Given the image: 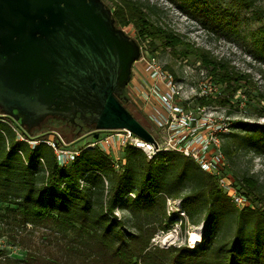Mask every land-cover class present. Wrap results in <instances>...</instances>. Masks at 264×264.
<instances>
[{
    "label": "trees",
    "instance_id": "trees-1",
    "mask_svg": "<svg viewBox=\"0 0 264 264\" xmlns=\"http://www.w3.org/2000/svg\"><path fill=\"white\" fill-rule=\"evenodd\" d=\"M153 9L141 0H113L112 13L117 27L133 26L139 38L151 39V45L161 40L175 56L188 58L192 46L155 23L147 13ZM178 47L185 48L177 52ZM197 57L208 76L224 86L223 97L201 100V105L232 106L248 75L236 72L209 51L198 49ZM120 100L149 127L135 112L127 90ZM15 125L30 140L57 130L72 141L92 130L77 117L74 122L49 119L40 130L28 133L14 120L0 116V203L9 206L1 220L8 227H41L62 236L49 234L52 249L44 254L27 252L24 260L5 256L4 264H264V207H256L264 199V185L258 178L235 179L252 202V207L238 208L215 176L179 153L163 152L149 160L142 150L129 146L124 150L126 162L117 170L107 155L92 150L61 166L48 144L32 148L27 141H19ZM261 130L251 126L244 136L230 132L223 144L225 155L231 158L249 146L264 156ZM55 144L64 146L58 138ZM168 199H181L186 214L179 216L182 230L187 224L203 227L199 245H154L158 232L168 231L178 217L168 215ZM117 209L130 213L133 231L117 217Z\"/></svg>",
    "mask_w": 264,
    "mask_h": 264
},
{
    "label": "water",
    "instance_id": "water-1",
    "mask_svg": "<svg viewBox=\"0 0 264 264\" xmlns=\"http://www.w3.org/2000/svg\"><path fill=\"white\" fill-rule=\"evenodd\" d=\"M140 56L103 0H0V114L28 133L79 117L157 146L120 100Z\"/></svg>",
    "mask_w": 264,
    "mask_h": 264
},
{
    "label": "rangeland",
    "instance_id": "rangeland-1",
    "mask_svg": "<svg viewBox=\"0 0 264 264\" xmlns=\"http://www.w3.org/2000/svg\"><path fill=\"white\" fill-rule=\"evenodd\" d=\"M141 1L154 7L152 12L147 11V13L155 23L182 36L192 46L193 53L188 58L178 57L173 54L171 48L163 46V41L154 40V45H151V39L139 38L133 26L124 28L129 36L139 41L142 50L153 54L161 64L166 68L169 67L167 69L176 76L183 96H192L209 75L208 70L197 57V50L209 51L213 57L227 62L236 72L248 75V79L242 82V88L234 96L232 106L229 104L222 106L226 110L225 116L231 126L236 124L231 132L244 136L251 126H258L264 130V98L262 97L264 96V0ZM103 2L112 10L113 0H103ZM154 48L156 49L153 50ZM184 48L178 47L177 52ZM141 79L142 75H134L132 80ZM137 107L135 105V112L143 118L150 132L154 134L155 130L149 124L148 118ZM37 135L43 137L37 139L34 135L31 137L34 139L29 141L36 144L42 139L55 142L58 138L64 145L62 148L67 155L94 142L93 136L87 133L72 141L65 140L57 130ZM107 156L111 159V164L115 167L119 166L116 167L117 170L120 169L125 159L124 150H118ZM226 159L227 171L234 180H242L244 175H249L258 178L264 185V156L256 154L253 149L246 146L240 148L231 158L226 156ZM260 203H257L256 207H264V199ZM7 207L9 206L0 203V217ZM181 211L183 208L179 203H167L168 215L174 214L178 217L168 231L158 232L153 239L154 245L163 248L186 245L192 248L200 244L203 227L201 226L198 243L193 245L192 233H199L198 226L187 224L186 229L182 230V220L179 217L182 216ZM116 215L126 223L128 230H134L132 216L126 209H117ZM151 220L152 218H148V221ZM51 233L59 239L62 237L55 231L41 227L28 226L27 229L8 227L0 218V252L4 254L0 257V264H4L5 256L24 260L27 252L40 251L44 254L49 251L52 249L48 244V235Z\"/></svg>",
    "mask_w": 264,
    "mask_h": 264
},
{
    "label": "built area",
    "instance_id": "built-area-1",
    "mask_svg": "<svg viewBox=\"0 0 264 264\" xmlns=\"http://www.w3.org/2000/svg\"><path fill=\"white\" fill-rule=\"evenodd\" d=\"M134 75H142V79L131 80L127 94L155 130L153 135L157 146L142 140L127 129L99 131L97 139L94 138L97 131H91L87 134L93 136L94 142L69 155L55 142L44 139L37 141L36 144L30 142L15 125L13 128L17 133V139L27 141L32 148L41 142L48 144L55 150L61 166L73 161L81 152L89 150L110 155L131 146L142 150L149 160L159 153L176 152L191 159L202 171L215 176L226 195L238 208L252 207L248 194L238 188L236 181L227 171L223 144L226 135L232 131V126L225 116L226 110L217 104L201 105V100L223 97V84L207 76L192 96H183L174 73L161 64L153 54L142 48L141 56L133 66L132 79ZM17 125L27 132L19 123ZM56 135L60 138L59 134ZM125 162L124 159L122 164ZM171 203L181 205V199H168V204ZM180 213L186 216L184 210Z\"/></svg>",
    "mask_w": 264,
    "mask_h": 264
},
{
    "label": "bare ground",
    "instance_id": "bare-ground-1",
    "mask_svg": "<svg viewBox=\"0 0 264 264\" xmlns=\"http://www.w3.org/2000/svg\"><path fill=\"white\" fill-rule=\"evenodd\" d=\"M197 231H198L199 233H195V232L192 233L191 243H192L193 245L197 244L198 241H199V236H200L201 226H198Z\"/></svg>",
    "mask_w": 264,
    "mask_h": 264
},
{
    "label": "flooded vegetation",
    "instance_id": "flooded-vegetation-1",
    "mask_svg": "<svg viewBox=\"0 0 264 264\" xmlns=\"http://www.w3.org/2000/svg\"><path fill=\"white\" fill-rule=\"evenodd\" d=\"M127 87H128V86H127ZM125 90H127V88H126Z\"/></svg>",
    "mask_w": 264,
    "mask_h": 264
}]
</instances>
